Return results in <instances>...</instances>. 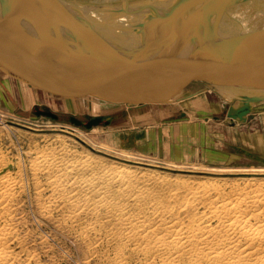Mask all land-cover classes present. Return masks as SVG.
Here are the masks:
<instances>
[{"label": "bare ground", "instance_id": "bare-ground-1", "mask_svg": "<svg viewBox=\"0 0 264 264\" xmlns=\"http://www.w3.org/2000/svg\"><path fill=\"white\" fill-rule=\"evenodd\" d=\"M15 1L20 0H0V8L13 13L9 7H16ZM27 1L44 13L53 9L49 6L54 3L53 0ZM56 1L80 17L81 11L85 10L93 15L101 11L110 15L112 10L121 8L125 13H121L112 23L103 21L107 24H103V27L117 39L130 43L132 48L142 41L139 40L142 39L139 34L145 32L141 25L135 24L134 27H140V30L132 36H126L131 32L128 27L132 26V19L140 20L136 16L140 9L148 10L149 20L156 21L159 26L157 37L152 36L153 43L149 47L153 51L171 49L172 46L181 55H185L199 48H208L219 56L244 64L240 61H249L250 57L256 56L255 53L262 52L264 45V0H242L220 8L213 6L202 17L200 12L204 1L180 12L183 16L179 12H171L175 4L183 0ZM14 12L21 16L29 15L24 9L15 8ZM53 12V17H60L57 11ZM89 22L93 25L98 23ZM196 24L202 29L195 30ZM106 30L104 34L109 35ZM124 36L128 38L127 42ZM148 37L151 38V34ZM171 37L179 41L178 44L172 45L174 42ZM59 41L72 46L64 40ZM183 45L191 46L193 51ZM247 46L252 48L249 50ZM118 72L121 73L120 70ZM112 77L121 80L118 76ZM215 88L224 91L229 101L236 99L238 106L233 108L242 104L236 98L238 95L264 93V90L245 86ZM130 97L134 95H127L123 99ZM254 103L251 102L252 105ZM35 106L43 107L38 104ZM180 109L186 113L194 112L187 108ZM11 118L14 121L16 119ZM13 120L12 123L18 126L35 130L30 125ZM67 128L72 129V135L81 141L96 148L112 150L115 156L125 161L191 173L239 175L241 178L238 182H230L228 187L224 184L174 183L145 171L137 172L126 166L111 165L98 160L86 150L77 152L67 144L44 145L29 160V172L37 197L41 196L42 191H49V194L44 193L48 201H41L42 213L65 210L64 217L69 223L79 225L85 222L80 231L85 238L93 233L104 232L107 241H120L121 246L115 251V260L122 264L128 255L137 257L135 264H264V179L262 181L259 178L264 176V166L214 168L165 160L155 163L154 158L108 148L77 129ZM57 136L62 140V135ZM25 176L26 172L18 161L13 164L0 156V264H14V259L18 257L13 245L19 236L13 219L17 207L16 197L26 185ZM99 242L100 237H96L93 247ZM124 250H129V253L125 255ZM22 264H31V260L24 256Z\"/></svg>", "mask_w": 264, "mask_h": 264}, {"label": "rangeland", "instance_id": "rangeland-1", "mask_svg": "<svg viewBox=\"0 0 264 264\" xmlns=\"http://www.w3.org/2000/svg\"><path fill=\"white\" fill-rule=\"evenodd\" d=\"M51 13V25H59L61 18L53 17L54 12ZM18 17L16 15L13 18L18 19ZM24 17L26 16L24 15ZM35 17L38 16H30L29 21L23 20L22 27L29 29L28 23L38 20ZM103 24L98 20L97 24L89 26L95 31L103 33L106 30ZM39 25L41 26L40 23ZM62 27L63 32L68 30L66 27ZM31 33L39 42H33L30 38H15L7 34L6 37L0 36V62L3 61L2 64L6 67L4 69L0 65L1 74L5 75L7 71L10 76L16 72L19 74L21 73L20 68L16 66L21 67L25 63L26 72L31 82L29 84L32 85V88L30 85L29 89L24 85L20 87L24 82L19 77H15L13 81L10 79L7 81L11 95H14L19 108L30 110L34 104H38L47 105L57 112L65 111L76 116L86 113L101 115L125 108L126 104L120 102V99L127 95H134L135 102L150 95L158 96V98L149 100L154 101V103H149L153 104L151 107L146 104L145 108L144 106L131 108L130 111L136 110L138 113L145 112V110L150 111L149 108L154 109V111H150V116L151 113L152 115L155 113V115L144 120L143 124L130 128H124L120 124L99 125L87 129L75 126L68 121L53 120L42 115L36 116L34 113H31L29 117L20 116L6 105L0 92V156L13 164L18 161L26 172L25 188L20 191L15 203L17 207L13 220L19 237L13 247L14 253L17 252L19 258L14 259V264H22L24 256L31 260V264H122L115 260V251L121 246L120 241H107L104 232L93 233L85 238V235L83 236L80 232L85 222L79 225L69 223L64 217L65 210H53L48 212L49 215L46 212L42 213L41 201L42 203H46L45 200L48 201V197L44 198V193L45 195L49 194V191L44 190L41 196L37 197L29 172L30 156L34 155L41 146L67 144L77 152L86 150L94 154L93 156L98 160L111 165L126 166L137 172L145 171L157 178H165L174 183L224 184L228 187L230 182H238L241 178L239 175L191 173L179 171L176 168L171 170L154 167L155 165L149 166L125 161L115 156L112 150L96 148L81 141L72 135V129H68L67 126L83 132L98 144L136 155L148 156L154 158L155 163L165 160L214 168L264 166V100L251 104V109L244 120H232L227 117L226 112L228 107L238 106L236 99L229 101L230 99L224 91L209 87L204 81H189L184 84L181 90L162 99L157 93L170 92L177 85L178 80L159 81L156 84L133 89L132 86L130 87L117 77L93 72L85 67L87 64L97 65L100 61L111 59L110 56L100 55L97 52L94 55H89L86 48L73 39H61L72 46H66L63 43L59 46L53 41L54 48L48 47L43 41L45 39L39 37L37 32ZM106 33L109 32L106 30ZM116 33L119 36V33ZM103 35L105 34L103 33ZM108 36L116 38L110 33ZM183 47L192 49L188 45H183ZM248 62L249 64L253 63V57L252 59L250 57ZM241 63L245 64L246 62L244 60ZM39 71L49 74L46 78L44 77L45 83L48 84V88L46 85L45 87L49 92L43 88V91L39 92L40 95L38 92L36 94L31 91L35 88V84L39 86V80L36 81L37 75H40ZM22 75L27 76L24 73ZM19 94L22 97H17ZM194 101H197L199 104L197 106H201L202 109L205 107L207 110H211L209 109L211 106L213 112H203L192 119L188 116H178L180 108L184 106L187 108V105L190 106ZM165 114L168 116H162ZM11 117L16 118L15 121ZM135 117L138 119L139 115ZM145 117L142 115V118ZM5 119L8 121H4ZM12 120L16 123L30 125L35 130L18 126L12 123ZM190 121H197L193 122L196 124L195 129L189 124ZM185 125L190 127L188 135L184 134L188 131L183 129ZM57 135H62L64 138L59 140ZM191 135L195 136L194 140ZM13 170H16L15 165ZM259 178L263 181L264 176ZM96 237H100V242L93 247ZM124 252L126 255L129 250H124ZM136 262L137 257L128 255L124 264H135Z\"/></svg>", "mask_w": 264, "mask_h": 264}, {"label": "water", "instance_id": "water-1", "mask_svg": "<svg viewBox=\"0 0 264 264\" xmlns=\"http://www.w3.org/2000/svg\"><path fill=\"white\" fill-rule=\"evenodd\" d=\"M53 1L54 3L51 5L49 4V6L53 8L51 9L52 11L46 10L47 13L39 11V9L36 10V7L30 4V2L27 0L15 1L17 6L9 7L13 13H7L4 8H0L1 37H6L7 34L15 38H30L33 42H39L35 38V35L31 33L37 32L39 37H43L45 39L43 40L46 42L45 45L53 48V41L60 46L61 43H59V40L65 38L73 39L76 43L83 45V47L89 52V55H94V53L97 52L100 55H107L115 59V61L106 59L103 60V62H98L99 64L97 65L87 64L85 65L87 69L93 72H104L111 76H118L120 77L121 81L128 83L132 87H141L145 84H156V82L169 79L178 80L177 85L170 92H166L164 94L157 93L162 99L169 96V94L172 96L174 93L181 90L185 83L191 80H201L207 85L214 87L245 86L248 88L264 90V65H259L260 63L264 64V45L261 48V53H255L256 56L253 62L254 64L250 63L246 66L244 64L235 63L229 59H226L224 56H219L208 48H199L194 50L191 54L183 52L185 55H181L178 50H176L175 47L172 48V46L171 49H154L153 51L151 50L152 48L149 47H151L153 43V41H151L152 36L155 38L157 37L156 35L158 34L159 26H157L158 24L156 21L153 22L149 20L147 17L149 14L148 10L140 9L138 10V15H136L137 20L139 18L140 20L134 21L132 19L133 24L131 27H128L132 33L130 32L131 34L129 33L126 36H132L134 33L140 30V27H134L135 24L141 25L145 32L143 34H139L142 37V39L139 38V40L142 41L132 48L130 43L126 44L120 39H113L108 35H103L105 31L101 33L95 31L91 26H89L91 24L89 21H98L95 19L97 17H100V19H97H99L104 24L107 22L112 23L113 21H116L121 13H125L122 12L121 8L112 10L110 15H107L104 11L98 12V15H93L91 12L85 10L84 12L81 11L80 17L69 12L64 8V6H60L58 1ZM203 1L204 7L200 12L201 17L204 16L206 14L205 12L213 6L216 8H220V6L225 7L242 0H183L175 4L173 7L174 10L171 12H174V14H179L180 12H184ZM52 6L57 7L54 8ZM15 8L19 10L26 9V13L29 15L26 17L20 16L14 12ZM53 10L57 11L61 18L60 24L56 26H52L50 23V21H52V19H50V13L53 12ZM14 13L19 16L18 19L13 18L16 17ZM32 14L38 16L35 17L38 20L30 21V23H28V27L30 29L29 31V29L22 27L21 22L23 20L29 21V17H33ZM129 14L133 15L131 13ZM180 14L183 16V13ZM78 18L82 20H79ZM62 26L66 27L70 32L68 30H64L63 32L61 30V28H63ZM148 34H151V38L148 37ZM126 36L123 38L125 41L128 40ZM170 39L174 42L172 45H176L179 42L177 40H173L172 37ZM232 40L237 41L238 39L232 38ZM244 46H246V44ZM247 48L250 50L252 47L247 46ZM251 67L253 69L245 71V69ZM119 70L122 72L119 73ZM0 92L6 105H8V107H10L16 114L20 116L29 117L31 116V113H34L36 116L42 115L53 120L68 121L75 126L84 127L87 129L96 125H121L130 123L131 121L135 122L137 111H130L131 108L134 106L137 108L144 106L145 108L146 104L148 105L149 103H154V101H149L150 99L158 98V96L154 95V97L150 95L147 98H142L140 101L135 102L134 97H130L122 100L126 104V107L118 111L110 112L104 115H89L86 113L85 115L80 114L79 116H76L65 111L57 112L46 105H42V108L40 106H35V108L33 107L30 110L21 109L19 108L11 93H9L6 86L1 81ZM236 98L241 100V106L237 108L228 107L229 109L227 110L226 115L232 120H244L245 116L251 109V102L264 99V93L260 95H246L245 93L238 95ZM178 114V116L182 117L186 116L188 113L181 110ZM198 115L201 114L198 113ZM214 117L216 116L214 115Z\"/></svg>", "mask_w": 264, "mask_h": 264}, {"label": "crops", "instance_id": "crops-1", "mask_svg": "<svg viewBox=\"0 0 264 264\" xmlns=\"http://www.w3.org/2000/svg\"><path fill=\"white\" fill-rule=\"evenodd\" d=\"M199 24H196V25H194V29L195 30H200V29H202L200 26H198ZM253 57V56H252ZM252 59V58H251ZM253 59L255 60V57H253ZM244 60H241L240 62H243ZM246 63H245V65H248L249 64V62L248 61H245ZM3 61L2 62H0V65H2V68H6L5 66H3ZM254 64V63H253ZM259 65H261V64H259ZM17 68H20V72L21 73H14V75L13 76H10L9 75V73H8V71L7 72H5V75H2L1 74V72H0V81L6 86V88H7V90L11 93V91L9 90L10 88H8V86L9 85H7V81L10 79V80H14L15 79V77H19V78H21V80L23 79V82H24V84H21L20 85V87H22L23 85L24 86H27V88L29 89V87H30V85L31 84H29V83H31L30 81H29V78H28V74H27V72H26V64L24 63L21 67H19V65H17L16 66ZM25 74V75H27V76H24V75H22L21 76V74H23V73ZM40 73V75H37V79H36V81L37 80H39L38 81V83H39V86H37V84H35L34 86H35V88L34 89H30L31 91H33L34 93H36L37 94V92H38V95H40L39 94V92H42L43 91V88L44 89H46V87L48 86V84H46L45 83V81H44V77L46 78L49 74L48 73H46V72H43V71H39ZM36 76V75H35ZM9 77H11V78H9ZM52 77V76H51ZM39 78H42L43 80H40ZM53 78H55V77H53ZM45 85H46V87H45ZM11 86V85H10ZM33 86V87H34ZM37 86V87H36ZM50 86V85H49ZM12 88V87H11ZM31 88H32V85H31ZM48 88V87H47ZM30 90H29V93H30ZM36 90V91H35ZM46 91H47V89H46ZM47 92H49V90L47 91ZM12 94V93H11ZM13 96V98H14V95H12ZM17 97H22L20 94L19 95H17ZM3 98V97H2ZM260 101H262V100H260ZM48 103V102H47ZM255 103H259V101H256ZM151 105H153V104H149V107H151ZM197 105H199L198 103H197V101H194V105H191L190 104V106H188L187 105V108L189 109V110H191V112H193V113H189V112H187L188 114L186 115V116H188V118H193V117H195L196 116V114L197 113H195V112H199V113H203V112H213V111H211L212 110V107L210 106V108H209V106H207L209 109H211V110H207L205 107H203V109H202V107L201 106H197ZM203 106H205V105H203ZM184 107H186V106H184ZM184 107H182V108H184ZM199 107H201V108H199ZM150 109V111H154V109H151V108H149ZM188 109H186V110H188ZM150 111H147V110H145V112H140V113H138V112H136V116L137 115H139V117H138V119H136V117H135V122H130V123H127V124H121L120 126H122V127H124V128H130V127H134L135 125H140V124H143L145 121L144 120H148L151 116H154L155 115V113H154V115H152V113H151V116H150ZM149 114V115H148ZM161 114V112L159 113V115ZM168 114V113H167ZM142 115H145L146 117L145 118H142ZM198 115V114H197ZM149 116V117H148ZM162 116H168V115H162ZM142 118V119H141ZM152 118V117H151ZM182 119V118H181ZM140 120H143L142 122L140 121ZM188 120V119H187ZM178 121H181V120H178ZM193 122H195V121H190V125H192L193 126V128L195 129V123L197 122H195V123H193ZM187 129L188 131L186 132V133H184L185 135H188L189 134V126H187V125H185V126H183V129ZM192 136V135H191ZM193 137V140H194V135L192 136Z\"/></svg>", "mask_w": 264, "mask_h": 264}]
</instances>
